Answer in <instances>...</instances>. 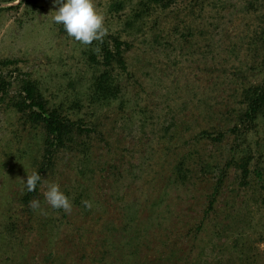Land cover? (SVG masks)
Returning <instances> with one entry per match:
<instances>
[{
  "label": "rangeland",
  "instance_id": "374dc122",
  "mask_svg": "<svg viewBox=\"0 0 264 264\" xmlns=\"http://www.w3.org/2000/svg\"><path fill=\"white\" fill-rule=\"evenodd\" d=\"M117 1L94 0L105 36L122 30L125 12L138 0H121L124 10L117 9ZM221 1L208 0L204 9L191 11L193 1L180 0L165 13L155 10L145 30L161 15L162 31L157 37L149 32L144 40L138 35L144 49L128 55L129 73L119 75L124 98L99 107L88 104L90 82L102 68L91 66L89 59L99 51V41L83 45L69 37L51 20L58 7L52 0H0V60L16 62L7 68L0 64V264H114V255L103 254L105 238L111 236L126 241L128 252L133 246L139 251L140 244L136 261L148 264L162 263L183 247L175 236L182 222L172 225L169 217L182 213L196 221L207 185L178 186L171 170L184 154L193 163L210 153L213 158L227 153L233 137L219 145L201 131L224 126L223 114L237 107L241 82H234V73L244 72L252 81L262 76L251 69L262 57L252 60L238 47L244 24L255 28L244 0ZM190 19L194 23L188 29ZM201 20L209 22L207 36L199 29ZM28 77L50 105L64 102L67 108L79 102L88 114L82 117L85 131L77 136L78 144L57 153L55 164L43 173L32 197L40 202L35 210L22 196L24 178L39 166L42 132L6 103V93L19 95L20 80ZM50 183L68 196L70 213L45 202ZM84 200L91 208H85ZM258 225L247 232V240L264 264V235L258 232L264 234V225ZM166 227L173 229L171 234ZM209 227L200 243L208 239ZM184 250L175 255L182 259L178 264H190L195 257L196 251L189 256ZM202 257L210 260L211 254L203 250ZM128 260L126 255L122 263Z\"/></svg>",
  "mask_w": 264,
  "mask_h": 264
},
{
  "label": "trees",
  "instance_id": "16d2710c",
  "mask_svg": "<svg viewBox=\"0 0 264 264\" xmlns=\"http://www.w3.org/2000/svg\"><path fill=\"white\" fill-rule=\"evenodd\" d=\"M192 1L191 9H188L194 11L198 6L204 9V4L208 0H184L185 3ZM174 2L180 3V0H138L136 6L129 12H125L122 32L119 31L117 35L109 34L110 36L97 41L99 51L91 52L90 65L98 64L102 68L90 82L88 104L100 107L124 98L125 92L122 87L124 80L119 78V75L129 73L128 55L135 50L144 49L142 44L147 33L151 32L152 36H158V32L162 31L159 27L163 21L159 20L161 15H158L157 19L153 18L147 31L146 25L155 14V10L160 9L165 13V9ZM218 2L224 4L221 0H214V3ZM244 2L246 13L251 15L255 28L252 29L251 22L244 24L246 32L243 31V35L238 39L237 42L240 41L238 47H243L252 60L254 57H262L251 67L255 75L257 73L262 76L259 80L252 81L245 76L244 72L238 76L234 73V82L237 79L241 82L237 107L234 111L223 114L224 126L217 124L213 131H201L219 145L230 137H233L234 143L224 155L213 158L210 153L197 158V161L193 163H188L189 158L184 154L171 170L178 186L188 182L198 186L202 181L207 185L200 195L203 202L196 221L189 222L187 215L182 213L175 214L173 218L169 217L173 219L172 225L182 222V225L176 226L175 236L185 248L184 252L187 251L190 256L193 251H196L195 259L193 258L190 264H262L248 245L247 232L256 229L259 226L258 223L264 225V0H244ZM114 5L117 9L124 10L121 0ZM203 20L199 23V29L204 36H207L209 22ZM192 21L193 19H190L189 24L186 25L188 29L194 23ZM61 29L64 31L62 25ZM176 29H178L177 26L172 30ZM132 30H134L133 33L130 32ZM138 35L143 40H140ZM189 36H186V39ZM14 63H16L15 60L7 58L0 60V64L6 68ZM6 103L8 108L21 114L31 127L40 129L42 132L36 158V163L39 165L36 173L41 179L34 191L26 190L22 196V200L30 202L38 193V185L43 173L55 164L56 154L62 149H72L78 144L77 136L81 135V131H85L81 130L82 117L88 114L86 111L83 113L82 103L79 102H74L67 108L64 102L50 105L36 81L30 77L20 80L19 95L10 98L6 93ZM86 131L89 132L90 129L86 128ZM158 222L159 220L155 223ZM209 226L211 230L208 232V239H203L204 243H200L203 232L210 229ZM172 228L166 227L168 234L172 233ZM258 232L264 235L261 229ZM113 238L114 236L105 238L106 245L103 246L107 248L103 254L114 255L117 261L114 264H148L136 261V256L141 251V245H136L137 239L135 245L139 251L133 246V250L128 252L126 241L119 238L118 240L122 241L117 240V243L112 240ZM137 238L146 239L147 237L139 234ZM183 247L172 250L171 254L163 258L162 263L156 262V264H178L182 259L175 255L178 250H183ZM101 249L104 248L101 246ZM197 249H199L198 252ZM203 250L211 254L210 260L203 259ZM126 255L129 260L122 263ZM183 259L189 261L187 258ZM105 264L109 263L105 262Z\"/></svg>",
  "mask_w": 264,
  "mask_h": 264
},
{
  "label": "clouds",
  "instance_id": "9594fccd",
  "mask_svg": "<svg viewBox=\"0 0 264 264\" xmlns=\"http://www.w3.org/2000/svg\"><path fill=\"white\" fill-rule=\"evenodd\" d=\"M57 5L52 10L51 20L57 25H62L67 35L83 45L91 44L94 40L100 41L107 34L104 28L103 15L97 11L94 0H52ZM41 177L38 173L27 175L24 178L25 188L28 192L35 190ZM45 202L52 209H59L66 214L72 210L68 196L56 183H50L43 193ZM85 208H91V203L82 201ZM33 210L40 207V202L33 199L29 202Z\"/></svg>",
  "mask_w": 264,
  "mask_h": 264
}]
</instances>
